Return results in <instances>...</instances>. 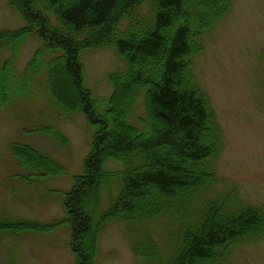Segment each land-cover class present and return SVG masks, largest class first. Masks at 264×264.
Masks as SVG:
<instances>
[{"label": "trees", "instance_id": "trees-1", "mask_svg": "<svg viewBox=\"0 0 264 264\" xmlns=\"http://www.w3.org/2000/svg\"><path fill=\"white\" fill-rule=\"evenodd\" d=\"M8 3L25 23L0 28V54L9 51L0 58V106L32 94L42 79L59 113L77 109L92 126L83 171L63 195L75 264H95L97 232L113 217L124 221L142 264H229L237 246L263 236L264 204L243 199L234 184L215 187L221 181L216 164L224 131L194 71L204 32L229 11L232 0ZM33 33L39 44L18 71L14 57ZM96 44L113 45L123 61L110 73L111 91L101 111L84 84L81 61V50ZM61 74L67 89L59 86ZM43 129L65 142L54 126ZM11 147L32 174L62 168L31 144ZM106 158L123 166L106 170ZM113 175L117 193L97 211L102 185L109 187ZM8 224L0 218V226ZM153 224L162 228L160 238Z\"/></svg>", "mask_w": 264, "mask_h": 264}, {"label": "rangeland", "instance_id": "rangeland-1", "mask_svg": "<svg viewBox=\"0 0 264 264\" xmlns=\"http://www.w3.org/2000/svg\"><path fill=\"white\" fill-rule=\"evenodd\" d=\"M24 23L8 0H0V28ZM203 43L194 71L211 97L225 138L216 164L221 181L215 187L234 184L243 199L264 204V0H232L229 11L204 32ZM38 44L34 33L23 41L13 61L16 70L23 69ZM8 52L2 50L0 58ZM81 61L84 84L101 111L111 91L110 73L122 66V58L113 45L96 44L81 50ZM59 86L70 87L63 74ZM44 125L57 128L65 142L45 131ZM91 137L92 126L82 111L59 113L54 107L45 80H37L32 94L0 106V218L9 223L0 226V264H75L63 195L74 175L83 171ZM12 143L31 144L62 168L46 176L32 174L34 170L13 154ZM122 166L115 158L103 162L106 170ZM113 176L109 187L102 185L97 211L117 193L118 178ZM155 231L160 238L162 228L156 224ZM94 256L95 264H142L120 217L98 230ZM229 264H264V234L237 246Z\"/></svg>", "mask_w": 264, "mask_h": 264}]
</instances>
